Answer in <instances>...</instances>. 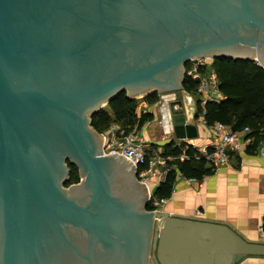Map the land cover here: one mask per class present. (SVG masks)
I'll use <instances>...</instances> for the list:
<instances>
[{"label": "water", "instance_id": "95a60500", "mask_svg": "<svg viewBox=\"0 0 264 264\" xmlns=\"http://www.w3.org/2000/svg\"><path fill=\"white\" fill-rule=\"evenodd\" d=\"M252 1L240 0L241 12L236 15L203 18L189 23L181 37L173 33L167 48L173 44L178 48L175 52L164 49L132 55L127 57L132 63L128 69L98 68L88 76L94 78L91 83L53 87L38 82L33 57L56 56L26 43L14 24L11 8L15 0H0V264H111L94 248L98 243L109 247L103 240L106 220L127 229L145 225L140 264H238L248 257H264V242H253L228 224L152 211L123 222L104 213L102 206L92 212L93 202L81 206L62 181L44 183L46 166L41 159L48 157V147L56 146L57 140L52 131L42 135L36 121L41 119L40 112L62 118L89 181L97 186L94 201L106 171L122 176L123 165L134 176L137 171L131 160L117 154L103 156L101 145L91 146L90 136L102 139V135L89 126V115L125 91L130 99L154 91H181L190 97L183 80L185 64L192 59L255 61L264 68V14ZM257 1L264 7V0ZM78 106L80 118L74 111ZM170 114L179 141L197 137L182 101L170 103ZM80 121L85 124L82 134ZM142 187L149 198L144 183ZM79 227L91 236L81 237Z\"/></svg>", "mask_w": 264, "mask_h": 264}, {"label": "flooded vegetation", "instance_id": "af4514ba", "mask_svg": "<svg viewBox=\"0 0 264 264\" xmlns=\"http://www.w3.org/2000/svg\"><path fill=\"white\" fill-rule=\"evenodd\" d=\"M264 7L260 1H252ZM12 14L18 33L24 35L26 43L36 50L50 52L56 57L34 56L33 65L38 82L48 85H80L91 83L88 78L92 71L128 69L132 63L127 57L149 53L155 50L175 52L177 47L167 48V40L173 33L182 36V31L203 18H226L229 14L241 12L240 0H15ZM229 13V14H228ZM228 14V15H227ZM18 24V26H17ZM133 55V56H132ZM190 60L185 64L186 68ZM128 61V62H127ZM127 94V91H125ZM102 110V109H101ZM100 110V111H101ZM81 116V107L74 110ZM99 112V111H98ZM89 115V126L92 125ZM36 120L42 135L52 131L57 140L56 146H49V155L43 161V181L45 184L63 182V188L72 195L78 204L86 207L93 202L92 212L102 206L104 213L118 221L139 218L142 212L150 211L149 198L137 175L122 166V176L106 171L101 180V192L88 178L83 169L81 156L66 134L64 122L56 113L40 112ZM78 126V125H77ZM85 124L80 121L78 129L83 133ZM101 135V133H99ZM94 149L103 147V138L90 136ZM43 141L42 137L40 138ZM44 143H46L44 141ZM75 168L78 181L67 185ZM140 183V184H139ZM103 204V205H102ZM129 212L133 213L128 216ZM118 215V217L116 216ZM144 224L125 228L106 220L103 240L109 247L98 243L94 245L99 254L108 257L111 264H140L143 261L141 233ZM80 228V227H79ZM78 234L88 238V230L83 227ZM120 235V236H119ZM97 243V242H96ZM104 264L103 262H95ZM88 264V262H87Z\"/></svg>", "mask_w": 264, "mask_h": 264}, {"label": "crops", "instance_id": "0c3cea01", "mask_svg": "<svg viewBox=\"0 0 264 264\" xmlns=\"http://www.w3.org/2000/svg\"><path fill=\"white\" fill-rule=\"evenodd\" d=\"M187 94L190 97L177 93L176 100L182 101L184 112L196 126L198 135L183 141L197 147L213 145L215 141L209 128L197 119V98ZM139 109L141 115H150V121L142 127L148 142L162 152L163 146L171 141L181 142L175 137L171 116L147 101H143ZM250 147L231 153L228 167L201 181H190L179 175L176 194L166 204L164 212L195 218L196 209H200L203 220L228 224L241 236L253 242H264V158L257 154V148ZM238 264H264V257H248Z\"/></svg>", "mask_w": 264, "mask_h": 264}, {"label": "trees", "instance_id": "16d2710c", "mask_svg": "<svg viewBox=\"0 0 264 264\" xmlns=\"http://www.w3.org/2000/svg\"><path fill=\"white\" fill-rule=\"evenodd\" d=\"M213 66L219 78V89L224 99L219 103H208L205 121L207 125L222 123L235 132L249 128V137L253 138L251 149H256L260 142H264V68L255 61L234 60L230 58L215 59ZM197 82L192 81L185 74L183 88L190 95H195ZM148 104L153 105L159 100V93L154 91L144 97ZM135 99H130L125 92L111 100L107 105L109 110L102 109L92 117V125L99 132L104 133L114 123L127 127L129 130L136 126L141 129L150 121V115L144 113L138 119L136 115ZM191 159L181 162L174 161L165 181L155 189L158 198H169L176 184L177 176L185 179L201 181L213 175L215 169L206 165L202 160L194 158V150H187ZM181 148L175 141L163 146L164 156H179ZM67 185L78 181V175L73 168ZM153 208L149 205L148 210Z\"/></svg>", "mask_w": 264, "mask_h": 264}, {"label": "built area", "instance_id": "2783aa9c", "mask_svg": "<svg viewBox=\"0 0 264 264\" xmlns=\"http://www.w3.org/2000/svg\"><path fill=\"white\" fill-rule=\"evenodd\" d=\"M213 62L214 60L210 58L196 59L191 62V67L186 69V75L192 81L197 82L195 90L197 119L209 128L215 141L213 145L197 147L192 142L181 141L176 143L182 150L179 156H164L157 146L148 142L142 128L139 129L137 126L129 130L127 127L114 123L104 133H101L103 138L102 155L117 154L131 160L140 183L142 185L144 183L148 190L149 202L153 208L151 211L155 214L164 212V207L176 194V188L174 186L169 198H158L154 195L155 189L165 181L168 173L173 170V166L170 164L176 160L184 162L191 159L187 150L192 148L196 160H202L207 166L218 171L230 165L231 153L245 150L252 145L253 138L249 137L251 133L249 128L235 132L225 124L215 123L209 126L205 121L207 104L219 103L224 99L219 89V78ZM159 95L160 99L154 105L159 107L164 114L167 113L168 116H171L170 103L176 101L178 95L176 93ZM140 114L137 112L138 118H140ZM257 154L264 158V143L258 145ZM194 217L203 220V212L196 209Z\"/></svg>", "mask_w": 264, "mask_h": 264}, {"label": "rangeland", "instance_id": "374dc122", "mask_svg": "<svg viewBox=\"0 0 264 264\" xmlns=\"http://www.w3.org/2000/svg\"><path fill=\"white\" fill-rule=\"evenodd\" d=\"M191 64H192V63H189L186 69H189V68L191 67V66H190ZM179 93H181V91H180ZM179 93H178V94H179ZM176 94H177V93H176ZM143 101H145L144 98H138V99H135V102H136V103H135V104H136V111H135V112H136V115H137V112L140 111L139 108H140L141 104L143 103ZM103 109H104V110H109L108 106H105ZM140 117H141V114H140ZM137 118H138V116H137ZM138 119H139V118H138ZM112 125H113V124H112ZM178 176H179V175H178ZM178 176H177V177H178Z\"/></svg>", "mask_w": 264, "mask_h": 264}]
</instances>
